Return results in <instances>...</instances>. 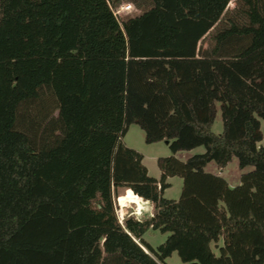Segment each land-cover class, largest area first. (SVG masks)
<instances>
[{
	"label": "trees",
	"instance_id": "16d2710c",
	"mask_svg": "<svg viewBox=\"0 0 264 264\" xmlns=\"http://www.w3.org/2000/svg\"><path fill=\"white\" fill-rule=\"evenodd\" d=\"M118 1L0 0V264H264V0H235L241 24L229 0H151L128 21ZM131 123L168 142L157 179L121 141ZM231 157L253 167L239 184L203 171ZM118 187L154 214L120 225ZM147 227L167 233L155 248Z\"/></svg>",
	"mask_w": 264,
	"mask_h": 264
},
{
	"label": "rangeland",
	"instance_id": "374dc122",
	"mask_svg": "<svg viewBox=\"0 0 264 264\" xmlns=\"http://www.w3.org/2000/svg\"><path fill=\"white\" fill-rule=\"evenodd\" d=\"M149 1L151 0H119L114 5V7L118 6L120 3L133 2L132 4L135 9L131 12H128V14L120 15L119 17H117L118 21H124V20L128 21V18H132L134 16L139 15L148 7L147 2ZM226 13L231 18L236 16L235 0L228 1ZM235 20L240 24L246 21L244 18L241 17L237 18V16ZM208 43H209L208 38L204 37L201 41L198 42V45L201 48H205ZM213 112H214V118H213V124L211 126V130L215 134H219L222 129V121L220 116L219 104L217 102H215L213 105ZM260 130H261L262 138L257 144L264 145L263 120L260 121ZM121 141L123 142L124 145L136 150L141 154L142 163L146 168L147 174L157 179L160 171L157 167L156 160L160 157L168 156L171 154L167 146L168 142L161 139L158 141L146 143L144 141V133L142 129L135 123L129 124L126 133L121 138ZM203 150H204L203 146L200 145L190 149L178 150L172 155L176 159L180 161H184L192 154L202 153ZM252 169L253 167L250 165L244 166L243 168H239L235 157H231V159L222 167L217 166L213 162H209L203 167V171L222 177L229 187H233L239 184L241 175L251 171ZM165 182L167 183V186L162 191L163 197L176 200L179 196L181 189V179L177 176H171L165 178ZM125 189L126 188L124 187H118L111 194V203L114 214L116 212L122 213L121 224L123 223V220L128 217L136 220H144L150 218L155 212L153 208V204L148 200H144V199L141 200L142 198L139 196H138L139 197L138 200L142 203L141 209L139 210H137L136 206H134L133 204L126 203V205L123 206L124 199L126 198L124 196L119 197L116 201L117 204L115 203V196L124 193ZM130 194H131L130 189H128L127 195L130 196ZM90 204L92 207H98L97 205L98 203L96 202V199L92 200ZM118 206L121 207L123 211H120V208ZM166 235H167L166 232L161 233L158 230H154L151 229L150 227H147L145 231L142 233L141 237L152 248H155L165 239ZM220 244L221 241L219 240L216 244H211V247L215 249ZM159 264H184V263H182L179 260L175 252H171L170 255L165 257L162 262H159Z\"/></svg>",
	"mask_w": 264,
	"mask_h": 264
},
{
	"label": "built area",
	"instance_id": "2783aa9c",
	"mask_svg": "<svg viewBox=\"0 0 264 264\" xmlns=\"http://www.w3.org/2000/svg\"><path fill=\"white\" fill-rule=\"evenodd\" d=\"M132 3L131 2L120 3L118 6H116V7H114L112 9L113 15L117 18L120 15H125V14H128V12L133 11L135 8L133 7V4ZM115 217H116L117 221L121 224V221H122V213L121 212H116L115 213Z\"/></svg>",
	"mask_w": 264,
	"mask_h": 264
},
{
	"label": "bare ground",
	"instance_id": "6f19581e",
	"mask_svg": "<svg viewBox=\"0 0 264 264\" xmlns=\"http://www.w3.org/2000/svg\"><path fill=\"white\" fill-rule=\"evenodd\" d=\"M138 197H130L128 198L125 203L127 204H133L134 206H136V209H141V202L138 200ZM120 211H122L121 207H120Z\"/></svg>",
	"mask_w": 264,
	"mask_h": 264
},
{
	"label": "crops",
	"instance_id": "0c3cea01",
	"mask_svg": "<svg viewBox=\"0 0 264 264\" xmlns=\"http://www.w3.org/2000/svg\"><path fill=\"white\" fill-rule=\"evenodd\" d=\"M127 191H128V188L125 189L124 193L116 195V196H115V203H116L117 199H118L119 197H121V196H126V197H128V195H127ZM130 196H131V194H130ZM141 200H143V199H141ZM116 204H117V203H116ZM124 205H126V203L124 204V202H123V206H124ZM118 207H119V206H118ZM122 211H123V209H122Z\"/></svg>",
	"mask_w": 264,
	"mask_h": 264
},
{
	"label": "water",
	"instance_id": "95a60500",
	"mask_svg": "<svg viewBox=\"0 0 264 264\" xmlns=\"http://www.w3.org/2000/svg\"><path fill=\"white\" fill-rule=\"evenodd\" d=\"M188 264H197V262L193 261V262H189Z\"/></svg>",
	"mask_w": 264,
	"mask_h": 264
}]
</instances>
